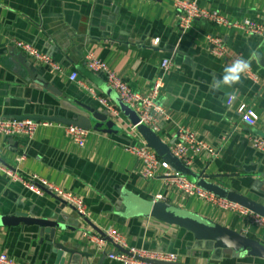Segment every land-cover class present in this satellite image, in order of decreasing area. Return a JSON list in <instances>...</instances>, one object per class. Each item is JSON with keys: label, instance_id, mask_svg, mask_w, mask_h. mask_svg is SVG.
Wrapping results in <instances>:
<instances>
[{"label": "crops", "instance_id": "obj_1", "mask_svg": "<svg viewBox=\"0 0 264 264\" xmlns=\"http://www.w3.org/2000/svg\"><path fill=\"white\" fill-rule=\"evenodd\" d=\"M196 1L232 20L264 21V0ZM177 18L173 0H0V118L3 119L5 112H21L29 103L25 96L31 86L34 88L31 95L41 92L50 96L37 83L17 81H23L26 72L16 56L9 54L13 52L23 54L25 63L35 67L38 76L44 77L45 85L61 93V99L91 112L104 110L87 89L69 80L70 72L75 71L79 80L91 85L118 109L117 115L105 110L115 121L120 138L115 140L100 128L91 129L84 145L78 146L66 136L64 124L39 121L31 138L0 135V160L23 176L35 173L83 196L85 217L104 232L109 227L121 231L130 246L174 253L183 262L204 263L207 260L178 252L176 244L181 232L177 226L151 217L132 219L109 211L107 197L94 186L102 177L110 183L122 182L127 190L144 199L158 200L156 195L161 194L164 198L161 201L195 212L264 244V227L236 213L222 211L200 197L184 196L164 175L151 179L141 175L140 160L124 147L126 142L146 143L132 129L129 117L105 93L102 85L110 86L104 74L92 71L85 63V55L93 53L139 92H147L161 77L163 86L157 102L167 109L168 117L160 120L156 134L169 146L177 129L185 127L214 149L212 154L197 153L190 166L179 160L191 170L190 176L186 175L188 179L204 176L258 199L256 185L248 184L247 179L264 178V152L252 148L248 138L264 136V39L228 26L215 27L201 19L193 20L182 32ZM212 33L223 38L229 57L240 56L247 62L254 77L245 76L238 69L239 79L230 84L225 82L226 76L233 75L230 69L235 66L229 59L210 53L206 35ZM14 41L32 44L63 70L55 72L33 61L15 49ZM166 58L170 61L168 69L161 67ZM231 94L235 99L228 106L226 99ZM241 103L252 107L258 115L255 127H247L240 121L237 108ZM177 165L169 164V170L181 173ZM0 186V201L12 207L11 211H19L18 205H23L20 210L51 215L50 220L61 214L69 221L80 219L76 229L58 230L62 244L74 250L73 255L63 253L59 262L52 247L39 236L33 237L31 227L24 224H0V250L32 264H125L103 250H95L82 236L85 231L97 233L70 204L60 202L46 191L24 196V188L2 174ZM259 188L264 190V186ZM5 190L16 193V199L3 196ZM107 248L114 250L111 243ZM217 263L233 262L224 259Z\"/></svg>", "mask_w": 264, "mask_h": 264}, {"label": "built area", "instance_id": "obj_2", "mask_svg": "<svg viewBox=\"0 0 264 264\" xmlns=\"http://www.w3.org/2000/svg\"><path fill=\"white\" fill-rule=\"evenodd\" d=\"M173 6L177 11L178 26L180 31H186L193 20H206L215 27L228 26L235 29L243 30L248 34H257L264 39V21L258 22L248 18L240 20L229 19L217 9H211L202 6L196 0H173ZM206 40L210 46V53L217 58L229 59L231 63L236 66L237 62H247L240 56L229 57L228 49L223 41V38L217 33L206 35ZM13 46L18 51L24 53L33 61L41 65H45L55 72H61L63 68L60 64L55 62L49 55L38 50L32 44L23 41H14ZM85 63L94 72L104 74V77L110 87H112L120 97V99L127 103L136 113L138 123L146 125L153 132L157 133L160 130L159 122L161 119L168 117L167 109L157 102V97L163 86L162 78H157L147 92L134 91L128 83L111 69L105 62L97 58L93 53L85 55ZM170 61L166 58L161 62V67L168 69ZM245 76H253L249 66L240 70ZM69 80L76 81L79 86L87 89L89 94L97 99L99 103L111 114L117 115L118 109L107 98L99 95L94 88L86 82L79 80L75 71L70 72ZM235 99V95L231 94L226 99V105H231ZM237 112L240 121L247 127H255L258 123V115L245 103H241ZM39 123L29 120L16 119H1L0 118V135L1 136H16L31 138L38 127ZM135 126H132L134 129ZM264 131V126H263ZM64 132L66 136L76 145L83 146L88 133V130L82 129L74 125H64ZM249 144L255 150L264 152V136L251 135L248 138ZM127 151L133 153L140 160V173L145 179H151L161 174L167 177L170 185H173L184 196H197L207 202H211L218 209L227 212H233L247 218L251 223L264 227V218L254 214L238 203L215 196L213 193L205 191L191 182L186 175L176 173L169 170V164L162 160L151 148L145 144L125 145ZM169 149L174 156L190 166L194 156L206 151L209 154L214 152L213 147L199 138L192 130L180 127L176 131L173 142L169 145ZM0 174L8 178L10 181L20 182L26 188L34 193L44 192L43 188L47 189L57 197L63 199L66 203L73 206L77 215L80 217L86 214V205L83 196L75 194L74 192L56 186L50 183L45 178L33 173L23 176L9 165L0 160ZM156 199H164L161 194L156 195ZM105 234L110 237L114 244L119 245L126 252L117 250H109L107 248L108 241L104 240L100 235L89 233L87 231L82 233V236L88 239L95 250H103L115 260L125 264H151L145 259L162 260L167 262H183L174 253L158 252L135 246H130L121 231L109 227ZM0 264H32L27 260H20L7 252L0 250Z\"/></svg>", "mask_w": 264, "mask_h": 264}, {"label": "water", "instance_id": "obj_3", "mask_svg": "<svg viewBox=\"0 0 264 264\" xmlns=\"http://www.w3.org/2000/svg\"><path fill=\"white\" fill-rule=\"evenodd\" d=\"M9 54L11 56H16L15 58L21 64V68L26 72V74L22 76L24 80L17 81L20 83H37L40 88L49 92L51 98L41 92H37V95H31V89H34L32 88L33 86L27 90L28 94L26 96L25 90L22 89V94L27 97L29 103L24 105V108L19 114L17 112L15 114L13 112H5L3 119H29L35 122L61 123L64 125H74L85 130L100 128L107 131L115 140H120L115 121L109 116V113L101 104L100 105L104 110L92 112L90 109L86 110L82 107L70 104L65 99L60 98L61 93L54 89V87L45 85L43 82L44 77L42 78L41 76H38L36 68L25 63L23 54L15 55L13 52H9ZM102 86L105 93L113 99L118 108L129 117L130 121L135 126L134 130L143 138L146 143L145 145L151 148L162 160L166 161L171 166L173 164H178L177 168L182 171L181 173L190 176L191 170L181 164L179 159L172 154L169 146L146 125L138 123V117L135 111L129 105L122 102L110 87H107L104 84ZM6 138H12V136H6ZM136 140L138 141L137 138ZM133 144H135V142H126V145ZM180 164L181 167L179 168ZM190 181L195 183L201 189L213 193L217 197L238 203L254 214L264 218V190L259 188V186H264V178L257 181L252 180V178L247 179L249 182L248 184H253L254 182L256 185L255 190L260 194V198L258 199L241 193L240 191L222 186L217 182L208 180L204 176L199 178L194 177ZM11 182L15 183V181ZM17 183L24 188V196L29 193L32 195L34 194V192L26 188L20 182ZM94 186L104 192L110 203V206H107L109 211L116 212L126 218L146 219L151 217L167 224L175 225L181 232V239L176 244L178 252L207 260L204 263H197L167 262L162 260L145 259L144 261L148 263L218 264L217 262L229 259L232 260V264H264V244L254 238L246 236L242 232H238L227 226L213 222L204 216L180 208L169 202L141 198L139 195L127 190L122 182L110 183L101 177L99 178V181L95 182ZM43 190L57 198L60 202H65L47 189L43 188ZM3 196L15 200L17 194L5 190ZM0 206V224L7 226L24 224L31 227L33 237L39 236L41 241H44L52 247V251L56 254V262L61 261L63 253H68L70 255L74 254L73 249L62 244L59 240L58 230L66 228L74 230L79 225L80 219H70V222L65 214H61L55 215L56 217H50H54L53 220H50L48 216L51 215H46L44 213L34 215L32 212L28 213L24 210H20V208H23V205H18L19 211H11L12 207L7 205L6 202L1 203L0 201ZM80 218L88 223L104 240L113 244L117 250L126 252L125 249L114 244L103 230L92 224L85 216ZM67 221L70 222L69 224L71 225L65 223Z\"/></svg>", "mask_w": 264, "mask_h": 264}, {"label": "clouds", "instance_id": "obj_4", "mask_svg": "<svg viewBox=\"0 0 264 264\" xmlns=\"http://www.w3.org/2000/svg\"><path fill=\"white\" fill-rule=\"evenodd\" d=\"M244 68H247V64L244 62H237L236 66L232 69H230V71L233 73V75L231 76H226L225 77V82L226 83H232L235 82L236 80L239 79V75H238V69L242 70Z\"/></svg>", "mask_w": 264, "mask_h": 264}]
</instances>
